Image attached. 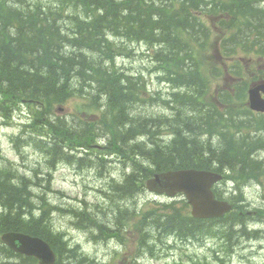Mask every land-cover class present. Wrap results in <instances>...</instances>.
Segmentation results:
<instances>
[{
  "label": "trees",
  "instance_id": "1",
  "mask_svg": "<svg viewBox=\"0 0 264 264\" xmlns=\"http://www.w3.org/2000/svg\"><path fill=\"white\" fill-rule=\"evenodd\" d=\"M215 27L222 65L196 52ZM134 42L147 46L149 70L172 87L168 95L150 88L143 71L118 63L130 54L126 43ZM246 55L264 61V0H0V118L9 126L26 114L14 146L21 154L22 147L35 148L46 159L43 172L34 169L31 177L13 162L0 167V264H37L1 242L9 231L50 242L55 264L87 261L51 221V212L62 207L44 193L51 192L60 164L96 167L100 174L106 161L123 164L124 174L107 188L108 199L117 201L137 197L158 172L216 171L224 176L214 186L217 198L235 206L223 218L192 217L185 198L180 207L165 204L162 210L171 213L144 217L182 238L218 226L229 238L236 225L245 233L243 186L264 175V113L248 107L246 93L251 82L264 79V69L249 80ZM221 76L225 83L215 85ZM78 97L96 110L91 119L60 114ZM160 98L171 114L139 110L138 104ZM224 183L234 184L232 192ZM66 209L80 228L115 233V224L96 219L87 207Z\"/></svg>",
  "mask_w": 264,
  "mask_h": 264
},
{
  "label": "rangeland",
  "instance_id": "2",
  "mask_svg": "<svg viewBox=\"0 0 264 264\" xmlns=\"http://www.w3.org/2000/svg\"><path fill=\"white\" fill-rule=\"evenodd\" d=\"M215 18L216 16L213 17V19ZM217 31L218 29L215 27L211 40L204 44V48L197 46L200 49H197L196 52L200 58L209 59L214 65H222V55L217 53L215 46H213L214 43L218 46L221 40ZM126 45L129 46L130 54L121 55L117 60L118 63L134 73L135 71H143L148 77L150 88L159 91L161 95H168L172 87L158 80L157 75L153 74L151 69L149 70L150 63L146 57L147 46L137 42L126 43ZM237 58L239 59L240 56ZM245 58L243 63L246 67L245 75L250 80L253 76L259 75L258 70L264 69V61L248 55ZM224 78L221 76L214 84H224ZM87 102L81 97L68 99L67 103L64 104L66 107L62 108L60 114L69 117L73 114H80L86 119H91L92 113H96V110L87 107L85 105ZM163 102L160 98L157 102L147 105L141 103L138 104L139 110L154 114H171L170 108H167ZM25 116L24 113L18 114L9 126H6L0 118V167L13 162L20 174L26 173L31 177L35 174L34 169L43 172L41 169H45L46 159L35 148L22 147L21 154V151L14 146L12 136L19 134L20 122ZM101 143L103 145L106 141ZM94 148L101 150L104 146ZM261 155L264 157V152ZM103 164L101 169L104 172L102 174L96 167L81 166L80 168L78 165L60 164L53 170L54 178L51 182V192L46 191L49 195L44 193L46 198L49 196L54 205L62 207L63 211L59 209L51 212V221L55 229L61 230L66 239L78 246V251L87 257V261L81 262V264H264V175L260 176L257 181L248 182L243 186L246 201H244L245 203L242 202L241 206L246 214L251 212V215H248L249 217L247 216L246 219L248 227L245 233L238 232V228L241 226L236 225L235 230L231 233L232 236L229 238L227 234H223V231H219L218 226L215 228L216 231H212V233H196L194 237L188 236L185 237L188 239H185L173 233H165L158 226H149L147 233L143 230L145 222L149 221L144 217L146 213H171L169 210H162L165 208V204L171 203L175 208L183 206L181 199L184 196L158 195L145 188L137 194V197L118 201L116 197L108 199L106 195L109 181L121 178L127 168L119 162L106 161V164L105 162ZM107 169L109 170L105 171ZM40 176H42L41 173ZM233 186L232 183H224L222 188L232 192ZM37 187L44 192V187L38 185ZM83 206L87 207L96 219L115 224L117 227L115 233L101 236L96 229L93 231L90 227H84V229L78 227L75 223L77 218H73L72 214H65L69 213L67 207L80 211ZM120 208L125 209L124 214H119ZM153 210L156 212H147ZM253 215L259 216V220L252 217ZM121 216H125V219L122 220ZM77 221L80 222V219ZM138 234L143 243L138 244ZM94 235L99 236L95 238ZM256 239H259V242Z\"/></svg>",
  "mask_w": 264,
  "mask_h": 264
},
{
  "label": "water",
  "instance_id": "3",
  "mask_svg": "<svg viewBox=\"0 0 264 264\" xmlns=\"http://www.w3.org/2000/svg\"><path fill=\"white\" fill-rule=\"evenodd\" d=\"M248 105L251 110L264 113V80L253 82L248 89ZM223 174L213 170L186 168L158 172L146 181L148 191L166 193L175 197L182 193L191 204L193 217L200 219L221 218L233 209L226 199L216 197L213 186L222 180ZM17 253L35 257L39 264H55L57 253L51 244L39 236L9 231L1 237Z\"/></svg>",
  "mask_w": 264,
  "mask_h": 264
},
{
  "label": "flooded vegetation",
  "instance_id": "4",
  "mask_svg": "<svg viewBox=\"0 0 264 264\" xmlns=\"http://www.w3.org/2000/svg\"><path fill=\"white\" fill-rule=\"evenodd\" d=\"M241 214H243V212H241ZM153 215H155V213H153V214H147V213H146L145 216H150V217H151V216H153ZM247 215H251V212H249V214L247 213ZM252 217H254L256 220H259V218H260L259 216H254V215H253ZM143 225H144V224H143ZM149 226H150V227H154V222H151L150 220L145 222V225L143 226V228H144L143 230H144L146 233H147V231H148L147 228H149ZM166 232L168 233V231H166ZM166 232H165V233H166ZM137 237H139L138 244L141 243V242L143 243V241L141 240V237H140L139 234H138ZM142 238H144V237H142Z\"/></svg>",
  "mask_w": 264,
  "mask_h": 264
},
{
  "label": "bare ground",
  "instance_id": "5",
  "mask_svg": "<svg viewBox=\"0 0 264 264\" xmlns=\"http://www.w3.org/2000/svg\"><path fill=\"white\" fill-rule=\"evenodd\" d=\"M208 1H209V0H208ZM92 35H93V34H92ZM15 49H16V48H15ZM133 52H134V51H133ZM134 53H135V52H134ZM131 54H132V53H131ZM133 55H134V54H133ZM126 95H128V94H126ZM128 96H129V95H128ZM199 133H200V132H199ZM214 139H215V138H214ZM66 160H67V159H66ZM231 168H232V167H231ZM233 169H235V168H233ZM231 170H232V169H231ZM237 171H238V170H237ZM251 183H252V182H251ZM253 183H254V182H253ZM256 184H257V183H256ZM251 185H252V184H251ZM251 185H250V186H251ZM30 186H32V185H30ZM252 187H253V186H252ZM39 196H40V195H39ZM237 208H238V207H237ZM238 209H239V208H238ZM263 228H264V227H263ZM253 230H254V229H253ZM253 230H252V231H253ZM262 231H263V230H262ZM253 232H254V231H253ZM256 232H257V231H256ZM261 235H262V234H261ZM238 236H239V235H238ZM238 236H237V237H238ZM252 236H253V235H252ZM252 236H251V237H252ZM256 236H257V235H256ZM248 237H249V236H248ZM260 237H261V236H260ZM263 237H264V236H263ZM253 238H254V237H253ZM261 238H262V237H261ZM235 239H236V238H235ZM247 240H248V239H247ZM256 240H257V239H256ZM262 240H263V239H262ZM262 240H261V241H262ZM257 241L259 242V239H258ZM259 248H260V247H259ZM84 262H85V261H84Z\"/></svg>",
  "mask_w": 264,
  "mask_h": 264
}]
</instances>
